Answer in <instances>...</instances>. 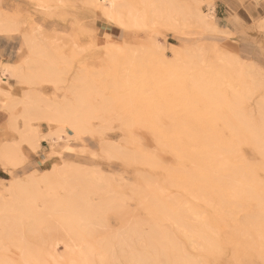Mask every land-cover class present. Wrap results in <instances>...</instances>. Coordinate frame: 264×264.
<instances>
[{"label":"rangeland","instance_id":"374dc122","mask_svg":"<svg viewBox=\"0 0 264 264\" xmlns=\"http://www.w3.org/2000/svg\"><path fill=\"white\" fill-rule=\"evenodd\" d=\"M61 1L65 2V5L62 6L63 8L61 6L56 7L57 3L60 2L58 0H0V19L3 21V23L7 22L15 30H17V31H9V32L7 31L5 33H0V54H2L1 57L4 58V61L9 60L10 62H13L9 64H12L14 66L15 65L20 66V68L24 72V73L22 72L24 77L26 76L27 73H28L27 74L28 77H32V83L31 84L29 83V85H28V82H26V84L20 83L19 79L15 77L7 78L8 85L7 84L1 85L3 86L4 89L6 90L8 89L11 98H13L12 100L15 99L16 102H18V105L15 108V111L12 112V114H11V111L9 112L6 109H1V112L5 116L4 118L6 122L5 128H7L8 130V135L3 136L0 134V147H1V144L6 141L10 143V145L11 143L19 141L21 138L20 132L22 134L23 133L27 134L30 137L36 136V139L40 140L41 142V144H39L38 149L40 150H38V152L33 151L32 148L30 147L31 146L30 144L27 145L26 143L21 142V150L22 152L26 154L25 156L27 157L25 160H22L19 163H17L16 166L15 165L13 166L12 164L7 165L6 163H4L3 159L0 157V201L2 202L1 208L4 207V204H5L4 208L7 211H10L12 208H14L10 212V215L5 214L4 217H3L4 215L3 212L2 211L0 212V214H2L0 215V221H1L0 253L5 255L6 257L8 256V258L10 259H12L13 257H14L13 259H15V257L18 255L17 252H21V250H24V249L29 250L30 249L29 246H32V247L34 245L36 246L35 242L36 240L39 241V239L42 238L41 236H44L45 234L47 236V233L49 231H50L49 233L51 234L52 232L56 230L58 231L57 234L59 235V236L57 235L56 236L58 238L61 237L59 238L60 239L59 242L61 244H64V243L69 244V243L76 242L75 244L78 245L80 243L79 244L81 245L80 247H82L83 250L85 251L90 250L91 254L94 255L95 258L103 256L102 252L101 251L99 252L100 249H96L95 247H91V246L89 247L87 245L91 243L89 240L82 241L85 239L75 240V238H73V236H76V235H73V234H76L75 230H77V228L80 229V226L81 227L83 226V229L84 227H90L88 223L82 221L84 223L82 222H80L79 224L74 223L72 226H69V222H66L65 219H62L64 218L63 215L65 214V212H67V210L65 211L63 208L64 207L63 204L66 201H68L66 200L68 198L65 199V196L67 195V197H69L67 187L64 185H58L57 188L53 189V186H55L54 185L55 183H53V185L50 184L52 188L47 189L48 186L46 187V184L44 185V183H41L40 181V179L42 178L44 179L45 176H47L48 174L50 175V173L52 172L51 168H49L51 164H48L45 161V156L47 154L46 151L50 147L51 141L55 140L56 138L55 137L56 135H54L53 137L49 134L60 129L61 128L60 124L57 122L48 123L49 119L44 118L40 120H31L33 127L24 129V126H23L24 121H22L23 119L20 116L22 108L24 109V106L21 104L23 103L21 102L22 99L25 100L26 96H28L29 94H32V96L33 95L41 96L43 101H40V100L39 101L42 103L37 102V103H40L39 105L41 107H44L43 105L45 104L44 102L51 103V102L56 101L58 104L60 103L62 104L65 102L64 101L65 99H67L66 102L69 101L68 104L70 103L71 107L80 105V106H77L78 109H76L77 107H75L74 110L76 109L77 113L80 112L81 114H85L84 116L79 114L81 119H83L87 124V125L85 124L86 126L83 129L84 131L81 133L82 139L75 138L76 134L73 135L75 131L72 129V127L70 128L69 125H67V128H65L67 131L66 132L67 135L65 137L66 138L72 137L71 140L69 141V144H71L76 149L83 148L82 150H84L85 148L84 151H86V153L85 154L81 153L79 151L80 149L77 151L78 153L77 152H66L64 156L65 158L64 160H66L67 162L69 161L68 164L72 163L70 167L72 170H76V168L78 169L79 165L81 166L83 165L84 168L86 167L85 168L86 172L89 173V178L92 181L91 183L92 188L90 187L91 189L89 190V192L85 194V190L87 188L86 183L82 182L81 184H75V185L70 183L69 185L71 184L74 185V186L72 185L71 186L78 193L77 196L78 195L83 196L85 194V196H87L85 197V201H88V202L90 201L89 202L90 208L88 210V214L90 213L89 214L90 216L88 215V217L93 218L94 220L93 219L92 220L95 221V222L92 221L93 225H91V228L94 227L93 229L100 230V228L105 227L103 226V224L107 225L106 228L109 225L108 229L111 232L110 234H115L116 231L117 233L122 232L120 224L124 220L122 217H119L115 212H111L116 209V207L115 209H112V206H110L112 205L110 203L112 202L111 199L115 203H118V204L122 203L123 205H126V206L128 205L127 206L128 210L129 211L132 210L134 212V210L138 209L137 207L139 204L137 201L138 198L145 197V196L140 195L142 194L141 193L142 190L140 191V194H139L138 192L139 190H137L138 189L137 184L140 185L139 187L142 189L145 188L146 186L143 185L145 184L143 183L145 182L143 179L138 178L139 176H135V175H138L136 171V166L134 167V165H131V164L128 165L126 162L123 163L121 161L122 158L120 157H117V156L111 157L109 154L105 152L106 151L105 148L109 147L110 145L109 147L110 150L112 148L114 149V147H117V146H118V149L115 148L116 150H119V147L120 149L129 148L130 150H132L131 149L132 145L133 146L136 145L135 147L141 145V147L145 148L147 146L146 148L148 149L159 151L157 148L159 144L169 145L172 143L176 144L179 142L184 143V144L185 143L192 144L196 142V139L199 140L200 138L201 140H206V139L208 140L209 138V140L211 141L213 140L219 141L220 139L227 137L226 135H223L226 133V130L220 126H213V127H206V128H203L201 126L203 123H200V121L197 120V115H198L197 112L199 109L196 110V108H198L199 106L198 107L192 106L191 104V102L193 101L192 97H186V98L178 97L176 99L169 97V95L167 97V94H169L170 90L168 91V93L164 91L161 94H159L158 92L154 91L153 89L154 83L153 81H151V79L154 78L156 75L159 76V73H162V70L164 73V69H173L176 71L180 69L179 71L181 70L184 71L185 73L184 77L189 76L190 79H191V72L193 74L201 70L200 72L203 73L205 78L208 79L209 81L210 76L213 74L226 73V70L224 69L225 62L219 59V56L215 54L217 52L220 53V55L223 56L225 59L232 58V59L246 62L249 65L256 64L257 66L264 68V60L259 61L257 59L256 54H254V53H257L258 50H260L261 47H264V46L258 45L257 47H253V46L246 45V44L243 45L240 41L239 34L229 29L227 26H225L223 20L221 19L216 20V25L219 31H208L204 29L203 27L198 26V24L195 23L193 19L192 21L189 18H187V20H185V18L180 19V21H178V23H176V25L174 26V24L166 21L165 17L163 16L165 15L163 10H162L163 14L161 15L159 13L158 17L156 14L152 15L154 14L153 12H151V10L153 9V3L157 7L158 2H160L159 0H154V2L152 0H148V1L145 0L146 2H149V1L153 2V3L149 2V6L151 9L150 11H147L149 7L146 2H143L144 0H121L119 4L121 3L120 7L124 11H126L127 9H137V10L140 9L141 10L143 7L144 9L143 11L147 15L146 17L147 19L145 21L146 23H145V26L142 28V30L136 31V29H130L129 27L122 30L120 27L114 24H111L109 20H107L106 15H102L98 12L96 7L94 6L93 0H68V1L61 0ZM210 1L211 0H208L203 3V10H204V6H207V9H209V7L212 5ZM144 4H146L147 7L144 6ZM46 5L47 6L49 5L50 7L52 6L50 9H48L49 11H46L44 9L45 7L43 6H46ZM212 8H213V5H212ZM150 12L152 14H150ZM178 16L181 18V16L178 15L177 13L176 17ZM263 24H264V21H262L259 26ZM224 32L225 33L228 32V33L225 34ZM26 33L32 34L33 38L36 40V43L40 46L41 50L44 49L39 52L40 54L38 53V55L37 54L35 55L32 51H30L29 47H27L28 45L26 44L27 41L25 38ZM153 42L155 43L157 42V45L158 43L160 44L161 42V44L163 45L162 46L160 44L161 47H164V54L162 55V57L164 58L163 60L164 62H158L157 59H155V56L153 55V52H152ZM200 47L201 49L199 52H201V55H195L194 52L197 51ZM150 50L152 51L150 52ZM35 57H37V60H39V62L41 61L43 64L41 65L40 64L41 62L38 64L34 63V61L32 60L35 59ZM2 59L0 60V63H2ZM145 62H147V64ZM36 66L38 68H36ZM170 66L172 68H170ZM27 68L30 70H27ZM188 68H191L190 72ZM31 69L32 71H34L33 75L35 72L42 73V74L39 73L37 75V76H40V75L41 76H40V80H38L39 78L37 77L38 81L35 83H33L35 81L34 79L35 75L34 77L31 74H30L31 76L29 75ZM52 71L54 72V74L56 73V75H53L54 77L51 75H48V76L46 75V74H53ZM167 71L168 70H166L165 72ZM43 73L45 75H43ZM163 73H162V78L160 76L159 79L165 82L168 79L164 78L167 75L164 76V74L166 73L164 74ZM56 76H58L59 78L57 77L58 79L56 78L57 80H54L53 82V79H55ZM170 76L171 75L169 73L168 78ZM157 80L158 79H156V81ZM161 80H159L158 82H160ZM37 83L39 85H33ZM231 83H234V84H231ZM214 85L216 84L213 83L212 86ZM33 86L35 88H33ZM72 86H75V87H72ZM233 86L235 88H239L240 85L236 81L231 82L226 77L222 78V84L220 85V87L223 90H225L227 94L228 93L230 94L232 92L231 88ZM76 87L80 88L82 92L83 91L85 92L87 90L86 94L84 93L83 95L85 98V100L84 99L83 100L85 101V103H88V106H85L86 104L81 103L82 100L81 101L79 100L82 97V94L79 91L80 92V93L78 92L79 97L77 96V93L75 91H77L78 88L75 90ZM155 87H156V84H155ZM112 88H114V91H112L113 90ZM116 88H118L117 89L118 92L115 90ZM168 88L170 89V87ZM132 90L134 91V93ZM261 91L256 90L254 91L255 92L254 94H251L249 96L248 101H246L244 105L245 109L249 110L250 108L251 110L253 109L252 111L257 113L258 111L257 109L259 108L258 101L260 97L262 96ZM95 92L99 94L97 95V93ZM150 94H152V96ZM76 96L79 99L76 98ZM156 96L157 98H155ZM93 97L95 100H93ZM111 97L112 98L114 97V99H112ZM151 97L155 98L154 101H156L155 102L156 105H160L161 103H164V102L167 105L169 104V107H167L166 105L165 108L164 106L162 107V104H161L163 113L161 112L160 114L161 116L160 118H158L160 119V121H158V119L156 120L155 119L156 117L154 118V116L152 117L151 115L147 113L149 112L148 111L149 108H147L146 105L150 103V101L152 100ZM131 98L133 99L131 100ZM148 99L150 100L148 101ZM102 100L104 102H101ZM107 100H110L112 104L109 102L110 103L109 105ZM112 100H115V101L113 102ZM174 100L179 101L178 108L177 106L176 107L170 106L172 103H174ZM154 101L152 102L153 104H154ZM96 102H97V105L101 104L102 107L104 108L101 110L102 108L100 107L101 105L98 107L96 105ZM72 104L74 106H72ZM89 104H90V108H95L91 110L93 114V115L91 114L92 116L88 114V113H91V112H88L90 111ZM94 104H95V107L93 106ZM105 106H108V107H105ZM79 107L82 110L85 108L86 109L83 110L84 111L83 112L82 110L81 111L79 110ZM96 109L98 111H95ZM10 114L12 116H15V117L18 116V117L16 118V120L14 119V121L12 120L10 121L11 119L10 117H12L10 116ZM87 115H90L89 118L91 119H88ZM130 119L132 120V122L134 121L133 122L134 124L131 123ZM14 122L16 124V127H14L15 126V124H13ZM88 125L90 126L88 127ZM103 125L105 126L107 125L109 126V128H107V126L105 128L103 127ZM95 126H97L98 128ZM190 127L194 129L196 128L195 131L194 129L192 130ZM1 128L2 126L0 125V129ZM101 128L103 131L99 130ZM17 129L19 131H16ZM85 129H87L86 131H88L89 129L91 130V132H86ZM97 129L100 132L101 136H103L104 140L107 141L106 144L108 146H106L105 143H102L101 139L99 141L98 140L99 138L95 137V134H97L98 132ZM229 131H230V134H229L230 137L232 138L236 137L237 139H241L242 141L239 145L240 149L238 151H240L242 155H245L246 157H248V159H250L252 162H257L259 160L258 155H256L257 152L255 151V149H253L252 146L247 144L246 136L239 134V133H237L236 135L232 133L231 135V130L229 129ZM187 132L189 134H187ZM195 132H198L197 137H195L196 136ZM199 133H209L211 134V137H206V138L201 137L199 136ZM115 149L113 152H111L112 155L115 154ZM221 151L224 152V149H222ZM30 152L40 155L39 160H38L39 163L35 162L34 160H29ZM92 152L93 153L97 152L95 157L90 156V153ZM104 152L107 154V157L105 156L106 154H104ZM162 154H163L162 157L164 159L166 158L165 159L166 161H170V159L173 158V156L169 155L168 153H167L168 155L165 154V152ZM108 157H111V158H108ZM57 163L61 164L62 162H60L59 160ZM80 169H83V168L80 167ZM29 176H32V177L36 176L37 179H38V176H40V179L37 180L39 184L38 186L36 185V187H34L35 185H31L30 187L28 186L26 187L28 189L25 191H31L32 186L34 187V188L32 187L34 189L33 191H36L37 189H38L37 191L42 190L41 192L43 193H48L47 191H49V194L47 195L48 197H46V200H48L47 202L50 204L51 203L54 204L53 202H56L55 206H57V204H60L62 208H60V206L58 207V209L57 207H55V209L57 210L52 211V209H48L50 205L48 206L47 202H45L42 198L38 199L39 196H33V195L32 197L23 196V198H25L24 200L23 198H21V200L23 201H26L27 198L30 197V199L27 200L30 203L32 199L31 204L33 206L30 204L28 205V208L31 209V212H30L27 208L26 203L24 204L23 201L20 200V197L15 196L14 194H11L12 179L20 178V179H23V181L24 180L27 181V179L30 178ZM102 176L104 179L102 178ZM105 178L109 180L107 184L104 183V182H107L105 181L106 180ZM48 180H51L52 182H56L55 181L56 179L53 177H50V179ZM74 180H75L74 183H77V182L79 183L80 178H75ZM72 181L70 180V182ZM155 181L158 183H162L160 187L163 186L164 188L163 187L162 188L165 191L164 193L161 192L160 189H152V190L150 189L151 193H149L150 190H148L149 192L145 191L147 193L145 199L147 200H145V204L143 201L142 202L140 201V203H143V206L145 208H149V210L151 209L154 210V212L151 211V215H150L148 210L139 209L141 210L140 216L144 215L142 216L144 221H146L148 217H151L150 221L152 222L157 221L163 225L168 224L169 221L166 222L165 219L162 220L164 216L161 217L160 215L161 209H160V212L156 211L157 210L156 206L158 203H155V200L157 198H160V201L162 203L167 201L168 198L169 200L171 199L170 203L169 201H168V204L167 202H165L167 204V209L170 208L172 204V206L174 205V207H171L170 211L176 212L175 209H177V211L179 209L178 212L180 214L182 213L185 216H189V218H193V220L196 219L195 220L196 222L200 218H204V219L207 218V220L211 218L212 214L210 213V210L198 204L199 202V198L197 197L198 190L196 192V191H193L195 190L194 188H192L191 191H189L191 188H189V190L183 189V188L177 189L175 185H174L175 187L174 186L171 187L170 183L168 182L163 181L165 183L164 184L159 179H155ZM129 185L131 186V188ZM63 187L64 188L66 187V190ZM132 188H133V191H132ZM44 189L46 190V192ZM50 189H52L53 191ZM75 191H74V195H75ZM160 192L162 193V195ZM116 193H118V195H120L121 197L119 198V196H117ZM133 194H135L134 196L135 199L132 196ZM148 194H149V197H148ZM158 194H159V197H158ZM122 195L124 196L126 195L125 199L122 198L123 197ZM112 196L114 199L112 198ZM162 196H165V197L161 198ZM10 197L11 198L13 197V198L11 199ZM14 197L16 199L18 198L17 199L18 202L20 201V203L21 202L22 203L21 204L18 203L17 200L14 199ZM57 199H61V200L59 201ZM105 199H107L106 200L107 206H108V202L110 201L109 202L110 205L108 206V208H111V209H108V208L103 209L104 207L101 209L100 207V209L102 210L101 211L102 213L96 212V210L99 211L98 206H102V205L104 206ZM181 199H182V202H184V200L187 201V203L184 202L185 205L187 204V207L184 205L186 209L183 206V204L179 203L178 200H180L181 202ZM4 200L5 202H3ZM172 200L173 201L175 200L176 202L174 201L175 203H173ZM11 202L12 204L13 203L14 204L12 205ZM33 202L36 205H34ZM179 204L182 205L183 209L181 206L179 207ZM189 204L190 205L192 204L193 207L192 205L190 206ZM65 205L67 206V202L65 203ZM34 206H35V209H34ZM164 206L165 204L162 207ZM191 208H194V210H192ZM16 209L18 211H16ZM26 210H28L27 214L25 212L24 213L26 214V216L30 214L29 217L28 216L26 217L25 214L23 213V211H26ZM103 210L105 214L103 213ZM184 210H185V214L183 212ZM19 211H20L19 214L22 213L21 214L22 217L18 216V218L16 219L15 216H17L18 214L17 212ZM32 211L35 214L37 212L36 214L37 220L35 219V214ZM93 211H95L96 213ZM106 211L108 212L106 213ZM164 211L165 210H163V213H165L167 210L165 212ZM170 211L168 209L166 213L167 214L168 212L172 213ZM12 212H13V215L15 214L14 216L11 215ZM14 212H16L17 214ZM193 212H195V214L198 215L199 219H197V216ZM163 213L161 212V214ZM147 214H149L150 216ZM248 215L249 214H246L243 211L240 213L239 216L245 222L246 219H248L249 217ZM6 216H9L11 219H13L12 217H14L13 219L14 222L13 220L11 219L10 220L12 223L17 224L15 226H18V227L16 228L14 224L12 225V227L13 228L15 227V229H13L14 231H16L17 229L18 234L15 232L17 237L19 235V237H21L22 239L24 238L23 246L16 245L15 242H13L14 240L13 237H11V240H10L11 234L8 231H11V229L9 227L8 228L6 227L11 226V224L10 223H9L10 225L8 223H7L8 225L4 224L8 222V221L4 222L5 221L4 219H7ZM156 216H158L157 219L155 218ZM40 217L42 218L41 221L43 222H41V225H37L36 222L38 223L40 221L41 219ZM2 220L4 223L2 222ZM235 221H236L235 218H233L229 224L232 225ZM125 222H128V221H125ZM33 223L34 225L36 224L37 226H39L38 228H40L41 226L40 229L42 233H44V235L41 233V231L38 230L37 227L31 228V227H34ZM129 223L130 221L127 224L125 223V225H129ZM181 223L183 226L185 225L187 227V224H184L185 223L184 221H182ZM123 224L124 222L122 223V226H125ZM168 225H172V224L169 223ZM175 225L176 224L172 225L174 228V229L172 228V231L174 233L178 231H179L178 233H181L180 232L181 228L178 227L179 228L178 229L176 228ZM117 227H118V230H117ZM208 227H212L213 229L215 228V226L212 223H208ZM18 228L19 229L21 228L22 231L19 230ZM111 228L114 229L115 231L111 230ZM119 228L121 231L119 230ZM49 229H52V231ZM70 229H72V231ZM124 229L125 228H123V230ZM144 229L147 230V227H145ZM30 230H31V233L34 235V238H32L33 237L32 234L30 236V233H29ZM33 230H35L34 231L35 234L33 233ZM20 232L22 235H25V236L20 235ZM27 235H29L30 237ZM56 236L54 237L56 238ZM54 237L53 239L55 240ZM184 237L185 236L183 234H180V239H184V241H181V242L182 243L185 242L186 249L189 250L191 255H194V259H193L194 263L197 262V264H262L259 260L257 261V259L252 256H243V257L239 256V258L238 257L236 258L237 255L231 254L234 250L228 246H227V249L224 248L223 252L220 251V253L218 252L216 253L217 258L215 255L214 257L210 256V257H206L207 259H205V257L200 255L205 252V250H202L203 244L201 243L200 239L197 240L193 238L195 241L193 240L192 242L191 239L189 238L186 239L187 237L185 238ZM189 242H192V243H189ZM198 242H200L201 244ZM198 244L200 247L198 246ZM14 247L17 250L14 249ZM33 249H30V250H33ZM120 256L121 255L117 257L116 255V258L112 262H110V264H130L129 262H127L125 259L121 258ZM201 257L204 260H202ZM165 260L166 259H164V262H163L164 264H166ZM105 264H109V263H105Z\"/></svg>","mask_w":264,"mask_h":264},{"label":"bare ground","instance_id":"6f19581e","mask_svg":"<svg viewBox=\"0 0 264 264\" xmlns=\"http://www.w3.org/2000/svg\"><path fill=\"white\" fill-rule=\"evenodd\" d=\"M58 1H60V2L57 3L56 7H60V6L62 7L65 5V2H63L61 0H58ZM93 1H94V6L98 10V12L102 15H106L107 20H109V22L111 24H114V25L120 27L122 30L129 27L130 29H136V31H138V30H142V28L145 26V23H146L145 21L147 19L146 18L147 15L144 13L143 7L141 10L140 9L139 10L127 9L126 11H124L120 7L121 3L119 4V2H121V0H93ZM146 1H148V0H146ZM146 1L144 0L143 2H146ZM152 1L154 2V0H152ZM152 1H149V2L153 3ZM159 1L161 2V0H159ZM206 1H208V0H162V2L161 3L158 2V4L155 2L157 4V7L153 3V9L152 10L150 9L149 2H146L148 7H149L148 9L147 8L146 9H147V11L151 10V12H153L154 14H152L151 12H150V14H152V15L156 14L157 17H158L159 13L161 15L163 14L162 13V10H163V12L165 14L163 16L165 17L166 21L174 24V26L176 25V23H178V21H180V19L185 18V20H187V18H189L191 20L193 19L195 21V23L198 24V26H201L208 31H219L218 27L216 25V14H215V12H213L212 5L209 7L207 12L203 10V3ZM144 6H146V4H144ZM43 7H45L44 9L46 11H49L48 9H50L52 6L50 7L49 5L48 6L46 5ZM177 13H178V15L181 16V18L179 16H178L179 18L176 17ZM261 26H262L261 28H264V24ZM7 31L9 32V31H17V30H15L7 22L3 23V21L0 19V33H5ZM227 33L228 32H226L225 34H227ZM25 38L27 41L26 44L28 45L27 47H29L30 51H32L35 55L36 54L38 55V53L40 51L44 50V49L41 50L40 46L36 43V40L33 38L32 34L26 33ZM160 44H161V42H160ZM160 44L158 43V45H157V42L156 43L153 42V44H152V48H153L152 50L153 51L150 50V52L151 51L153 52V55L155 56V59H157L158 62H164L163 61L164 58L162 57V55L164 54V47H161L162 44L161 45ZM200 49H201V47L197 51L194 52L195 55H201V52H199ZM215 54L219 56V59H221V60H223V62H225L224 69L226 70V73H224V74H221V73L220 74H213L210 76L209 81H208V79L205 78L203 73L200 72L201 70L197 71L193 74L191 72V79H190L189 76L184 77L185 73L182 70L179 71L180 69L177 71L173 70V69H164V73H166V74H164L163 70H162V73L164 74V76L167 75L166 77H164V78L168 79V80L165 79V80H167L165 82H163L161 79H159L160 76L162 78V73H159V76L156 75L155 76L156 78L151 77L152 78L151 81H153V83H154V88H153L154 91L158 92L159 94H161L164 91L166 93H168V91L170 90L169 94H167V97H168V95H169V97H172L174 99H176L178 97H185V98L186 97H192L193 98V101L191 102L192 106H196V107L199 106L198 108H196V110L199 109L197 112V114H198L197 120L200 121V123H203L201 126L203 128L220 126L226 130V133L225 134L222 133V134L226 135L227 137L222 138L219 141L217 140V138H216L217 141H215V140L211 141V140H209V138H208V140L206 139L207 140L206 141V140H201V138H200L199 140L196 139V142L192 143V144H188V143L184 144L181 142L176 143V144L172 143L169 145L168 144H162V145L159 144L157 147L159 151H154V150L148 149V148H146L147 146L144 148V147H141V145L137 146V147H135L136 145H134V146L132 145V147H133V148L131 147L132 150H130L129 148L124 149L122 147L121 148L123 150L120 149V147H119V150H116V149H118V146H117V147H114V149L116 148L115 154L112 155L111 152H113L114 149L112 148L110 150L109 149L110 145H109V147L105 148L106 146H108L106 144L107 141L104 140L103 136H101L98 129H97V131H98L97 134H95V137H98L99 141L101 139L102 143L106 144V146L104 148H105V150H106L105 152L107 154H109L111 157H114V156L120 157V158H122L121 161L123 163L126 162L128 165L131 164V165H134V167L136 166V171H137L138 175H135V176H139L138 178L143 179L145 181V182H143V183H145L143 185L146 186L145 188L142 189L139 187L140 185L137 184L138 189L137 188L136 189L139 190L138 191L139 194H140V191L142 190L141 191L142 194H140V195L146 197L147 193L145 191L149 192L148 190H150V189L151 190L152 189H160L161 192L164 193V191H165V190H163L164 187L163 186H162L163 188L160 187L162 185V183L156 182L158 180L155 181V179H159L162 182L163 181L168 182V183H170L171 187L175 185L177 187V189L183 188V189L189 190V188H191L189 190V191H191L192 188H194L195 190H193V191L197 192V190H198L197 197L199 198V202H200V203L198 202V204L203 206V207H206L210 210V213L212 214L211 218H209L208 220H207V218H205V219L200 218L199 219L198 215L195 214V212H196L195 211L193 213L197 216V219H199L196 222L195 218H194L195 220H193V218H189V216H185L182 213L180 214L178 212L179 209H178V211H177V209H175L176 212L170 211V208L174 207V205L172 206V204H171V207L168 208L169 211L172 213L168 212V214H167L166 213L168 211L167 204H168V201L170 203L171 199L169 200V198H168V200L165 201V202H167V204L165 202H163L166 206V208H165V206L162 207L164 204L160 201V198L156 197L157 199L155 198L156 199L155 203H158L156 206L157 210L155 208L154 209L156 211H159V212L161 209L162 213H163V210H165V211L167 210L166 212L164 211L165 213H163V214H161V212H160L161 217L164 216V218H162V220L165 219L166 222L169 221L168 224L169 223L172 225L176 224L175 225L176 228H178V227L181 228L180 229L181 233H178L179 231L176 232L175 230L174 231L176 233H174L172 231V228H173L172 225H168V224L163 225L157 221L152 222V221H150L151 217L147 218L148 221L146 219L147 222L143 220L142 216H144V215L140 216L141 210H139V209L148 210L150 215H151V211L154 212V210H152V209L149 210V208H145L143 206V203H140V201L141 202L143 201L145 204V200H147V199H145V197L138 198L137 201L139 204H138V206L136 205L138 207V209L134 210V212L132 210H130V211L128 210V208H127L128 205L126 206V205H123L122 203H121L122 205L120 203L119 204L115 203L111 199L112 202H110V201L109 202L112 205H110V203L108 202V206L109 205L112 206V209H115V207H116V209L113 211H111V210H109V211L115 212L119 217H122L124 220L123 225H125V223L127 224L130 221L129 225L122 226V223H123L122 222L120 224L122 232L117 233V231H116L117 234L116 233L110 234L111 232L108 229L109 225L106 228L107 225L103 224V226H105V227L100 228V230L93 229L94 227L91 228V225H93V222H95V221H93L94 220L93 218L88 217V215L90 214V213L88 214V210L90 208V205H89L90 201L89 202L85 201V197H87V196H85V194L88 193L89 190L92 188L91 187L92 181L89 178V173L86 172V169H85L86 167L84 168L83 165L82 166L79 165L78 169L76 168V170H72L70 168L72 163H69L70 164L69 165L68 164L69 161L67 162L66 160H64L65 159L64 156H65L66 152H77L80 149L79 151L81 153H84V154L86 153V151H84L85 148H84V150H82L83 148L76 149L71 144H69V141L71 140L72 137H67V138L65 137L67 135V133H66L67 131L65 128H67V125H69V127L70 128L72 127V129L75 131V133H73V135L76 134L75 138L82 139L81 133L84 131L83 129L85 128V126L87 124L83 119H81V117L79 115L81 113L76 112V109H78L77 106H80V105H76L75 107H77V108L74 110L75 107H71L70 103L68 104L69 101L66 102L67 99H65L64 100L65 102L62 104L61 103L58 104L56 101L51 102V103L44 102L45 103V104H43L44 107H41L39 105L40 103H42L40 101H43L41 96L40 95L39 96H34V95L32 96V94H29L28 96H26L25 100H23V99L21 100V102H23V103L20 102L24 106V109L22 108L21 114L19 113L23 119L22 121H24V124H23L24 129H28V128L33 127L31 120H40V119H44V118L49 119L48 123H50V122L59 123L61 128L56 130L55 132H52L49 134L53 137H54V135H56L55 136L56 138L53 141L50 140L51 141L50 147L47 151L45 150L47 153L45 156V161L48 164H51V166L49 167L52 170V172L50 170L51 173L49 172L50 175L49 174L47 176L43 175V176H45L44 179L43 178L40 179V176H38V179L36 178V176H33V177L29 176L30 178L27 179V181L26 180L23 181V179H20V178H13L11 181V186H12L11 194H14L15 196L20 197V200H21V198H23V196H25V197L26 196L32 197V195L33 196H39L38 199L42 198L45 202H47L48 200H46V197H48L47 195L49 194V191H47L48 193H43V192H41L42 190L37 191L38 189L36 191H33L34 190L33 188L36 187V185L38 186V184H39V182H37V180L40 179L41 183H44V185L46 184V187L48 186L47 189L52 188V186L50 184L53 185V183H55L54 184L55 186L57 185L56 187L53 186V189L57 188L58 185L66 186L67 190H68L69 197H67V195H66L65 199L68 198V199H66V200H68V201H66L68 207L65 205V203H66L65 202L63 204L64 205L63 208L65 211L67 210V212H65L63 210L65 212V214L63 215L64 218H62V219H65L66 222H69V226H72L74 223L79 224L82 221L88 223L90 227H84V229H83V226L82 227L80 226V229L77 228V230H75L76 234H73V235H76V236H73V238H75V240L76 239H78V240L85 239L82 241H88L89 240L91 243H89V244L86 243V244L89 247L91 246V247H95L96 249H100L99 252L101 251L103 256L95 258L94 255L91 254L90 250H88V251L83 250V248L80 247L81 245H79L80 243L78 245L75 244L76 242L69 243V244H65V243L61 244L59 242L60 241L59 238H61V237H59V238L57 237V236H59L57 234L58 233L57 230L52 232L51 233L52 235L49 233L50 231L49 232L47 231L49 233V234L47 233V236H46V234L44 235V233H42V231L40 229L41 226H40V228H38L39 226H37V225H41V222H43V221H41L42 218L40 217L41 219L38 222L39 224L36 222L37 225L35 224L36 225L35 226L33 223L34 227H31V228L37 227L38 230L41 231V233L44 236H41L42 238H40V239L38 238L39 241L36 240V242H35L36 246L34 245L35 247L29 246L30 249H33V248L34 249L30 250L27 247L30 251L24 249V250H21V252H17L18 255L15 257V259H13L14 257L12 259H10V258H8V256L6 257L5 255L0 253V264H98V263L99 264H105V263L110 264V262H112L116 258V255H117V257H119V255H121L120 257L125 259L130 264H132V263H134V264H164L163 263L164 259H166L165 260L166 264H189L190 262H191L190 264H197V262L194 263V261H193L194 255H191L189 250L186 249V247H185L186 243L181 242V241H184V239H180V234H183L185 237H187L186 239H188V238L191 239L192 242L194 240L193 238H195L197 240L200 239L201 243L203 244L202 250H205V252L203 254H200V255L205 257V259H207L206 257H210V256L214 257L217 252L218 253H220V251L223 252L224 248L227 249V246H228L234 250L233 252L231 250L230 251L232 252L231 254L237 255L236 258L237 257L239 258V256L240 257L252 256V257H255L257 259V261L259 260L262 264H264V68L259 67L256 64H250L249 65L246 62L236 60V59H232V58L225 59L218 52ZM151 59H152V57H151ZM32 61H34V63H37V64L41 62V61L39 62V60H37V57H35V59H33ZM145 63L147 64V62H145ZM40 64L42 65L43 63L41 62ZM142 64H144V63H142ZM130 65H132V64H130ZM36 68H38V67L36 66ZM170 68H172V67L170 66ZM182 69H183V67H182ZM188 69L190 72L191 68H188ZM27 70H30V69L27 68ZM166 70H168V71L165 72ZM31 71H32V69H31ZM31 71H30L29 75L30 74L33 75L34 71H32V73H31ZM192 71H193V69H192ZM22 72H23L22 69L18 65L14 66V65L9 64V63L4 64V65L0 64V108L6 109L9 112L11 111V114H12V112L15 111V108L17 107L18 102H16L15 99H14L15 101L12 100L13 98H11L8 89L7 90L4 89L3 86H1V85L2 84L6 85L7 81H8L7 78H9V77H15V78L19 79L20 83H22V84H26V82H28V85H29V83L31 84L32 83V77H28V75H27L28 73L26 74V72H25L26 76L24 77ZM36 73L37 72L34 73L35 77L33 75V77L35 79V81L33 79V81H34L33 83L40 80L41 75L37 76L40 72H38L37 74ZM44 73H46V72H44ZM44 73H43V75H45ZM169 73L171 76L168 78ZM40 74H42V73H40ZM46 75L47 76L48 75L53 76V75H56V73L54 74V72H53V74H46ZM57 77L58 76H56L55 79H53V82H54V80H57L59 78V77L58 78ZM223 77H226L231 82L232 81L238 82V84L240 85L239 88H235L233 86L231 88L232 92L230 94L229 93L227 94L226 91L220 87V85L222 84V78ZM132 78H134V77H132ZM51 79H52V77H51ZM156 79H158V80L156 81ZM159 80H161V81L158 82ZM119 82H121V81H119ZM213 83H215L216 85L212 86ZM122 84H123V82H122ZM155 84H156V87H155ZM231 84H234V83H231ZM33 85H39V84L37 83V84H33ZM137 85H139V84H137ZM168 85H170V86H168ZM72 87H75V86H72ZM168 87H170V89ZM33 88H35V87L33 86ZM77 88L78 87H76L75 90ZM36 89H38V88H36ZM112 89H113L112 91H114V88H112ZM117 89L118 88H116L115 90L117 91ZM256 90H260V91L262 90L261 91L262 96L260 97L259 101L257 100L259 103V106H258L259 108L257 109L258 110L257 113L252 111L253 109L251 110L249 108V110H248V109L244 108V105H245L246 101H248L249 96L251 94H254L255 93L254 91H256ZM79 91L82 94V97L80 96L81 97L80 99L78 98L79 97V95H78ZM86 91L82 92L80 88H78V90L75 91L77 93V96H78V97L76 96V98H78L80 101L82 100L81 103H85V101H84L85 98L83 95H84V93L86 94ZM96 91H97V89H96ZM139 91H141V90H139ZM89 92H87V93H89ZM76 93H74V94H76ZM95 93H97V92H95ZM130 93H131V91H130ZM133 93H134V91H133ZM170 93H171V95H170ZM98 94L99 93H97V95ZM122 94H124V93H122ZM150 95L152 96V94H150ZM151 98H152V100L150 101V103H148V104L146 103L147 108H149L148 109L149 112H147V113L149 115H151L152 117L154 116V118L156 117L155 119L157 120L158 118H160V116H161L160 114L163 111V109L161 108V104H162V107L164 106V108L167 104H165V102L161 103V104L158 102L160 105H156L155 104L156 101H154V99L157 98V96L155 98L154 97H151ZM88 99H89V97H88ZM112 99H114V97ZM132 99L133 98H131V100ZM93 100H95L94 97H93ZM104 100H106V99H104ZM134 100H136V99H134ZM143 100H144V98H143ZM149 100L150 99H148V101ZM107 101H108V104L110 105L111 101L110 100H107ZM112 101L114 102L115 100H112ZM153 101H154V104L152 103ZM176 101L174 100V103H172V104L169 102L171 104L170 106L171 107L177 106V108H178V104H179L178 102L179 101L178 100H176ZM37 102H40V103H37ZM101 102H104V101L102 100ZM85 104H86L85 106H88V103H85ZM96 105H97V102H96ZM100 105H97V106L99 107ZM72 106H74V105L72 104ZM93 106L95 107V104ZM100 107H102V105ZM105 107H108V106H105ZM167 107H169V104L167 105ZM89 108H90V104H89ZM103 108L104 107H102L101 110ZM160 108H161V110H160ZM85 109H83V110H85ZM93 109H95V108H90L89 109L90 111H88V110L87 111L91 112V110H93ZM79 110L81 111L82 109L79 107ZM99 110H100V108H99ZM95 111H98V110L96 109ZM11 114H10V116H12ZM88 114L91 115L92 112L88 113ZM81 115L84 116L85 114H81ZM90 115H87L88 119H91V118H89ZM17 117H15V116L10 117L11 118L10 121L11 120L14 121V119L16 120ZM99 118H100V116H99ZM124 119H125V117H124ZM158 121H160V119H158ZM133 122L131 120V123H133ZM13 124H15V122ZM89 126L90 125H88V127ZM106 126L103 125V127H105V128H106ZM14 127H16V124ZM95 127H97V126H95ZM192 127H190V128L193 130L194 128H192ZM107 128H109V126H107ZM195 129H194V131H195ZM229 129L231 130V135H232V133H234L235 135L237 133H239V134L246 136L247 144L252 146L253 149H255V151L257 152L256 155H258V159H259L257 162H252L250 159H248V157H246L245 155H242L240 153V151H238L240 149L239 145L242 141H241V139H237L236 137L235 138L230 137L229 136V134H230ZM86 130L87 129H85V131ZM99 130H102V128ZM16 131H19V130L17 129ZM128 131H130V130H128ZM86 132H91V130L88 129V131H86ZM195 133H196L195 137H197L198 132H195ZM209 133H211V132H209ZM209 133H199V136L205 137V138L211 137V134H209ZM187 134H189V133L187 132ZM20 136H21V138H20L21 141L19 140L17 142L11 143V145L7 141L1 144L0 157L3 159L4 163H6L7 165L12 164L13 166L14 165L16 166L17 163L26 159V157H27V156H25L26 154L24 152H22V150H21V142H24L27 145L30 144L31 145L30 147L35 152H38V150H40L38 148H39V144H41V142H40V140L36 139V136L30 137L29 135L24 134V133L22 134L21 132H20ZM113 144H115V143H113ZM222 149H224V152L221 151ZM105 152H104V154H106ZM164 152H165V154L168 153L169 155L173 156V158L171 157L172 159H170V161H166L165 160L166 158L164 159L162 157V155H163L162 153H164ZM96 153L97 152H95V153L92 152V153H90V156L95 157ZM107 154L105 155L106 157H107ZM111 157H108V158H111ZM59 160H60V162H62L61 164L57 163ZM80 167L83 169H80ZM50 177L55 178L56 182H52L51 180H48V179H50ZM73 177H74V179L80 178L79 183L78 182L74 183L75 180L73 179ZM102 178H103V176H102ZM72 179H73V181H72ZM70 180L72 182H70ZM76 180H78V179H76ZM105 181H107V182H104V183L107 184L109 180L106 179ZM25 182H27V183H25ZM82 182L87 184L85 194L83 193L84 194L83 196L82 195L77 196L78 193L74 190V188L72 186H74L75 184H81ZM70 183H72L74 185L71 184L72 185L71 186V185H69ZM138 183H139V181H138ZM101 184H103V183H101ZM31 185H35L34 187L32 186L33 188L31 187V191H25L28 189L26 187H28V186L30 187ZM66 187L65 188L63 187V188L66 190ZM167 187H169V186H167ZM118 188H120V187H118ZM130 188H131V186H130ZM50 190H52V189H50ZM73 190L75 191L76 196L74 195ZM79 190H80V188H79ZM151 190L149 193H151ZM132 191H133V188H132ZM45 192H46V190H45ZM159 194H158V197H159ZM116 195L119 196V198L121 197L120 195H118V193H116ZM161 195H162V193H161ZM122 196H123L122 198L125 199L126 195L125 196L122 195ZM132 196L134 197L135 194H133ZM192 196H194V195H192ZM63 197H64V195H63ZM148 197H149V194H148ZM163 197H165V196H162L161 198H163ZM108 198H110V197H108ZM112 198H113V196H112ZM14 199H16V198L14 197ZM24 199L25 198H23V200ZM28 199H30V197L27 198V200ZM107 199H105V201H104L105 202L104 206L103 205L98 206L99 211L96 210V212H101L102 211L101 209L103 207H104L103 209L108 208V206L106 205ZM130 199H132V198H130ZM134 199H135V197H134ZM23 200H21V201H23ZM27 200L23 201V203L24 204L26 203L27 208H28L29 204L32 205L31 204L32 199H31L30 203ZM57 200L60 201L61 199H57ZM13 201H15V200H13ZM174 201L172 200L173 203L176 202V201L175 202ZM178 201L180 204H183V206L185 205L184 202L187 203V201H185V200H184V202H182V199H181V202H180V200H178ZM3 202H5V200ZM12 202H11V204H12ZM17 202H18V200H17ZM18 203H20V201ZM53 203L54 204L51 203L52 205L50 203H48V206L50 205L48 209H52V211H55L58 209L59 206H60V208H62V206L60 204H57V206H55L56 202H53ZM33 204L36 205L34 202H33ZM148 204H149V202H148ZM180 204H179V207L180 206L182 207V205H180ZM1 206H2V202L0 201V212L1 211L3 212V214H4L3 217L5 216V214L10 215V212L14 209V208H12L10 211H7L4 208L5 204H4L3 208H1ZM159 206H161V207H159ZM185 206L187 207V204ZM55 207H57V209H55ZM100 207H101V209H100ZM186 207H185V209H186ZM192 207H193V205H192ZM6 209H7V207H6ZM34 209H35V206H34ZM108 209H111V208H108ZM182 209H183V207H182ZM188 209H189V207H188ZM191 209L194 210V208H191ZM28 210L31 212V209L28 208ZM28 210L23 211V213L25 212L27 214ZM16 211H18V210L16 209ZM20 211L17 212L18 214L16 212H14L17 214V216H15L16 219L18 218V216H21L22 213L19 214ZM243 211L246 214H249L248 215L249 217H248V219H246L245 222L239 216L240 213ZM93 212H95V211H93ZM107 212L108 211H106V213ZM183 212L185 214V210ZM101 213H99V214H101ZM103 213H104V210H103ZM190 213H191V211H190ZM26 214H25V216H26ZM36 214H37V212H36ZM36 214H35V219L37 220ZM149 214H147V215H149ZM0 215H2V214H0ZM11 215H13V212L11 213ZM29 215H27V216L29 217ZM31 215H33V214H31ZM196 216H194V217H196ZM6 217H7V219H4L5 220L4 222H6V221H8V222L4 223L3 220H2V222L6 225H8L9 223L11 224V226L6 227V228L9 227L12 231V232L8 231L11 234V236L9 234L10 240H11V237H13V239H14L13 242H15L16 245L23 246V243H24L23 239L24 238L22 239L21 237H19V235L17 237V235L15 234V232L18 234L17 229H16V231L13 230V229H15V227L16 228L18 227V226H15L17 224H14L11 222V220H13L14 217H12L13 219H11L9 216H6ZM243 217H245V216H243ZM155 218L157 219L158 216H156ZM233 218H235L236 221L231 225L229 223ZM38 220H39V218H38ZM125 221H128V222H125ZM182 221L185 222L184 224H187V227L185 225L184 226L182 225V223H181ZM13 222H14V220H13ZM84 222H82V223H84ZM141 223H143L144 225ZM162 223H163V221H162ZM208 223H212L215 226L214 229H216V230H214L212 227H208ZM13 224L15 226L14 228L12 227ZM0 226H1V221H0ZM4 227H5V225H4ZM78 227H79V225H78ZM145 227H147V230L144 229ZM123 228H125V229L123 230ZM72 229H73V227H72ZM72 229H70V230L72 231ZM19 230L22 231L21 228ZM49 230L52 231V229H49ZM111 230H114V229L111 228ZM117 230H118V227H117ZM119 230H120V228H119ZM28 231H29V229H28ZM34 231L35 230H33V233L35 234ZM5 233H4V235H5ZM29 233L31 236V234H32L31 230ZM36 234H37V232H36ZM7 235H6V237H7ZM20 235H22L21 232H20ZM22 236H25V235H22ZM27 236H29V235H27ZM54 236H56V238ZM53 237L55 238V240L53 239ZM32 238H34V235ZM192 242H189V243H192ZM198 243H200V242H198ZM189 246H190V244H189ZM198 246H199V244H198ZM11 248H13V247H11ZM14 249H16V248L14 247ZM192 249H194V248H192ZM201 253H202V251H201ZM197 256H196V258H197ZM216 258H217V255H216ZM201 259L204 260L202 257H201Z\"/></svg>","mask_w":264,"mask_h":264},{"label":"crops","instance_id":"0c3cea01","mask_svg":"<svg viewBox=\"0 0 264 264\" xmlns=\"http://www.w3.org/2000/svg\"><path fill=\"white\" fill-rule=\"evenodd\" d=\"M213 12L216 14V20H223L224 25L229 29L237 32L240 36V41L244 45L257 47L264 46V28H261L260 23L264 21V0H211ZM204 10H208L204 6ZM264 47H261L256 54L259 61L264 60ZM0 54V60L3 58ZM13 63L4 61L3 64ZM5 116L0 108V129L1 135H8ZM4 123V124H3ZM40 155L30 152L29 160H34L39 163Z\"/></svg>","mask_w":264,"mask_h":264}]
</instances>
